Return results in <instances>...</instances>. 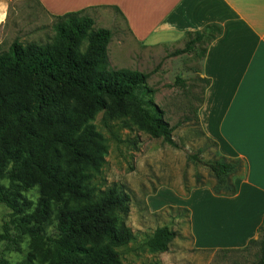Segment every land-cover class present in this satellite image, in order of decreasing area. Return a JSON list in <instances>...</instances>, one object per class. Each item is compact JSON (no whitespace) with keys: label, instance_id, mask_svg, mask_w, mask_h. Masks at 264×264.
Returning <instances> with one entry per match:
<instances>
[{"label":"trees","instance_id":"obj_1","mask_svg":"<svg viewBox=\"0 0 264 264\" xmlns=\"http://www.w3.org/2000/svg\"><path fill=\"white\" fill-rule=\"evenodd\" d=\"M54 18L49 41L15 40L0 53V180L9 181V187L0 185V203L24 213L18 221L42 253V264H122L117 248L136 238L127 225L132 197L119 183L93 185L107 145L91 121L101 111L129 118L140 131L174 148L176 128L155 103L149 74L111 67L110 29H95L85 10ZM222 34L217 24L189 32L185 47L169 56L193 55L200 48L204 58L207 46ZM198 81L205 84L202 105L210 81ZM188 159L209 168L217 181L211 186L215 195L236 194L230 177L243 174L242 161L223 156L206 161L199 154ZM33 189L39 192L36 202L24 194ZM168 209L178 211L177 218L187 214L190 224L189 209ZM258 233L259 239L242 250L256 246V264H264V220ZM177 236L171 227H160L146 246L165 253Z\"/></svg>","mask_w":264,"mask_h":264},{"label":"rangeland","instance_id":"obj_2","mask_svg":"<svg viewBox=\"0 0 264 264\" xmlns=\"http://www.w3.org/2000/svg\"><path fill=\"white\" fill-rule=\"evenodd\" d=\"M0 5L5 10L4 21L0 23V53L8 51L15 40L24 44L44 43L55 35V18L40 7L38 0H0ZM114 16L95 20V29L105 26L113 33L109 45L110 65L114 69L127 68L150 75L148 86L156 92L154 101L165 112V119L176 128L173 136L178 144L174 148L161 139H153L129 118L110 117L105 111L91 121L107 145L104 163L93 185L105 188L119 183L132 197L127 225L136 238L117 248L122 264H256L259 256L256 246L242 251L196 249L188 215L181 213L183 217L177 218L179 212L168 209L184 206L180 198L173 204L176 200L173 193L184 199L194 188L217 185L208 167L188 159L195 154L206 161L222 157L196 120L205 86L198 81L203 59L200 48L193 55L170 57L177 50L175 46L149 47L134 42L121 18L116 13ZM178 78L185 81L184 86L176 84ZM235 178L232 175L230 180ZM0 185L9 187V181L0 180ZM24 194L33 202L39 198L37 189ZM153 196L156 198L149 202ZM159 206V210H153ZM23 216L24 213H16L0 203V264L43 263L42 253L18 221ZM164 226L171 227L178 236L168 252L153 253L146 241L157 228Z\"/></svg>","mask_w":264,"mask_h":264},{"label":"crops","instance_id":"obj_3","mask_svg":"<svg viewBox=\"0 0 264 264\" xmlns=\"http://www.w3.org/2000/svg\"><path fill=\"white\" fill-rule=\"evenodd\" d=\"M38 2L53 17L85 10L97 21L116 13L133 41L149 47L179 49L187 42V33L211 24L222 27L223 34L207 46L201 62L199 76L210 85L198 109V122L204 136L217 144L218 154L242 161L244 171L234 180L233 196L215 195L209 186L192 189L184 199L171 195L174 205L180 198L181 208L190 210L196 249L242 250L250 240H258L264 220V0Z\"/></svg>","mask_w":264,"mask_h":264},{"label":"clouds","instance_id":"obj_4","mask_svg":"<svg viewBox=\"0 0 264 264\" xmlns=\"http://www.w3.org/2000/svg\"><path fill=\"white\" fill-rule=\"evenodd\" d=\"M0 22H3V19H0Z\"/></svg>","mask_w":264,"mask_h":264},{"label":"snow or ice","instance_id":"obj_5","mask_svg":"<svg viewBox=\"0 0 264 264\" xmlns=\"http://www.w3.org/2000/svg\"><path fill=\"white\" fill-rule=\"evenodd\" d=\"M0 19H3V17H2V16H0Z\"/></svg>","mask_w":264,"mask_h":264}]
</instances>
